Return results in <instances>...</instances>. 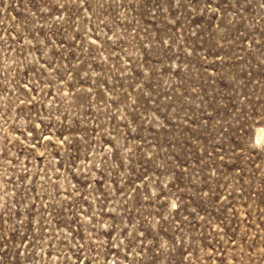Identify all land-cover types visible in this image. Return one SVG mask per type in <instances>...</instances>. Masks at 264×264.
Returning <instances> with one entry per match:
<instances>
[{"label":"rangeland","instance_id":"rangeland-1","mask_svg":"<svg viewBox=\"0 0 264 264\" xmlns=\"http://www.w3.org/2000/svg\"><path fill=\"white\" fill-rule=\"evenodd\" d=\"M0 264H264V0H0Z\"/></svg>","mask_w":264,"mask_h":264}]
</instances>
